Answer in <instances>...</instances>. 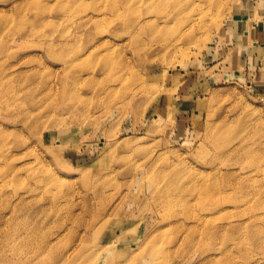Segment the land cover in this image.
Instances as JSON below:
<instances>
[{"label": "rangeland", "instance_id": "obj_1", "mask_svg": "<svg viewBox=\"0 0 264 264\" xmlns=\"http://www.w3.org/2000/svg\"><path fill=\"white\" fill-rule=\"evenodd\" d=\"M236 167L263 192L219 212ZM262 231L264 0H0V264H264Z\"/></svg>", "mask_w": 264, "mask_h": 264}, {"label": "bare ground", "instance_id": "obj_2", "mask_svg": "<svg viewBox=\"0 0 264 264\" xmlns=\"http://www.w3.org/2000/svg\"><path fill=\"white\" fill-rule=\"evenodd\" d=\"M147 13H151V11H148ZM141 26L142 28L148 30L147 27H150L151 23L148 20H146L144 21L143 25L141 24ZM248 153H249L248 145L245 146V143L241 142L233 145L229 149V153H228L229 158L223 164H220V166L218 167V171L220 172V174H221L222 165L225 166L226 168H234V166L238 163V161ZM242 168L245 169L244 167L241 168L236 167L237 170H235L234 173H229V172L222 173L221 176H222L223 185L221 187H217V188H221V190L217 189L216 191V193L220 195V197L218 198L219 212L223 208V206H229L232 203L234 205L236 204V202L231 199L233 193L241 195L242 197H244V199H247L248 201V198L252 197V195H257L260 194V192H263V190L261 189L262 187H257L258 185L255 184L258 180L254 177L252 178V175L248 173L243 174L244 172H242ZM165 188H168L167 184ZM169 188H171L170 185ZM204 194L206 195L205 192ZM164 201L169 202V200L165 198ZM244 203L246 204L247 202ZM248 204L250 203L248 202ZM237 207H235V209ZM215 208H209L204 206L203 210L209 211ZM236 214H237L236 211H230L224 213L222 217L223 220L225 219L226 220L219 227H215V229L211 228L212 226H210V228L209 226H206L208 228L206 230V233L214 232L217 236H221L227 239H229L231 236H235L238 239H245L248 245L250 246V241H249L250 236L253 238V236L255 237L257 235L254 233V231H251L249 229L253 228L254 224L256 225V221L260 220V218H256V217L247 218L246 220L248 222L245 221L246 222V225H244L245 227L238 228V224H235L234 219L238 218L240 215L237 216ZM206 221L207 220L204 219L205 223ZM243 229H245V231H242ZM261 233L264 235V231H262ZM261 243H262L261 246H257V247H264V241H262ZM237 246L241 247L242 243L241 242L237 243Z\"/></svg>", "mask_w": 264, "mask_h": 264}, {"label": "crops", "instance_id": "obj_3", "mask_svg": "<svg viewBox=\"0 0 264 264\" xmlns=\"http://www.w3.org/2000/svg\"><path fill=\"white\" fill-rule=\"evenodd\" d=\"M243 21V20H242ZM240 23V24H239ZM243 23L244 22H241V21H238V24L239 25H236V26H232L231 28V31L230 32H232L234 35H236V37H242V36H244V34H247L246 33V31H249V36H245V38H250L251 39V41H255V40H253L252 39V36L254 37V34L256 35V36H258V34H259V31L260 30H257L254 26H251L250 28V30L249 29H247V27H248V24L245 22V24H246V29H242V28H240V27H244V25H243ZM245 28V27H244ZM241 34H243L242 36H241ZM244 38V39H245ZM242 42H244V40H241ZM258 43V45H259V47H260V45L262 44H260V42H257Z\"/></svg>", "mask_w": 264, "mask_h": 264}]
</instances>
